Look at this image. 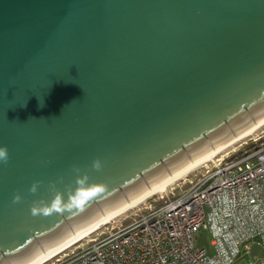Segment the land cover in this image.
<instances>
[{
    "label": "water",
    "instance_id": "obj_1",
    "mask_svg": "<svg viewBox=\"0 0 264 264\" xmlns=\"http://www.w3.org/2000/svg\"><path fill=\"white\" fill-rule=\"evenodd\" d=\"M262 118L264 0H0V264L35 263Z\"/></svg>",
    "mask_w": 264,
    "mask_h": 264
},
{
    "label": "built area",
    "instance_id": "obj_2",
    "mask_svg": "<svg viewBox=\"0 0 264 264\" xmlns=\"http://www.w3.org/2000/svg\"><path fill=\"white\" fill-rule=\"evenodd\" d=\"M258 141L175 183L159 196L162 205L145 206L128 224L88 237L45 264H232L241 254L258 257L264 249V144ZM202 232L210 236L211 254L195 248L194 235ZM248 264H264V256Z\"/></svg>",
    "mask_w": 264,
    "mask_h": 264
},
{
    "label": "bare ground",
    "instance_id": "obj_3",
    "mask_svg": "<svg viewBox=\"0 0 264 264\" xmlns=\"http://www.w3.org/2000/svg\"><path fill=\"white\" fill-rule=\"evenodd\" d=\"M264 126V118H262L258 123L250 128H247L237 136L229 139L225 143L221 144L220 146L216 147L215 149L211 150L209 153L205 154L204 156L200 157L199 159L193 161L192 163L188 164L187 166L181 168L180 170L176 171L175 173L169 175L168 177L164 178L163 180L157 182L117 210L112 213H109L105 216H102L95 224L91 227L86 229L81 234L75 236L68 242H66L61 247L57 248L56 250L52 251L51 253L47 254L40 260L36 261L33 264H45L55 256L61 254L62 252L66 251L69 248L77 245L81 241L85 240V238L90 237L91 235L95 234L104 226L111 224L114 219L122 216L123 214L127 213L128 211L136 208L137 206L144 203L146 200L153 198L154 196H160L167 192V189L171 187L173 184L185 179L195 170L201 168L208 162H211L214 158L220 156L223 152L227 149L231 148L235 144L245 140L246 138L252 136L258 130H260Z\"/></svg>",
    "mask_w": 264,
    "mask_h": 264
},
{
    "label": "rangeland",
    "instance_id": "obj_4",
    "mask_svg": "<svg viewBox=\"0 0 264 264\" xmlns=\"http://www.w3.org/2000/svg\"><path fill=\"white\" fill-rule=\"evenodd\" d=\"M259 138L258 144L263 143L264 144V126L258 130L256 133H254L252 136L246 138L245 140L235 144L231 148L227 149L225 152H223L221 155H224L226 153H233V152H239L240 150L248 149L250 146H252L253 143L252 140ZM220 155V156H221ZM219 157V156H218ZM188 178L191 177V175L187 176ZM186 179V178H185ZM183 182V180L179 181L178 183ZM173 184L172 186H174ZM171 187L167 189L166 195H168V191ZM179 189L176 190V194L179 193ZM159 196H154L153 198H150L146 200L141 205L137 206L136 208H133L132 210L128 211L127 213L123 214L122 216L116 218L113 220L111 224H108L101 228L99 231H97L95 234L91 235L89 238H95L98 236H101L102 234H105L108 230L111 229V227H117L119 225H125L131 222L133 218L136 216L145 213L144 210L145 206H157L159 204L158 200ZM172 198V197H171ZM86 239V238H85ZM210 242V236L207 234V232L197 233L194 235V245L195 248H204L209 254L212 253V249L209 245ZM264 256V249H262L261 253L258 257L251 258L249 255L241 254L232 264H248L251 260H259Z\"/></svg>",
    "mask_w": 264,
    "mask_h": 264
},
{
    "label": "clouds",
    "instance_id": "obj_5",
    "mask_svg": "<svg viewBox=\"0 0 264 264\" xmlns=\"http://www.w3.org/2000/svg\"><path fill=\"white\" fill-rule=\"evenodd\" d=\"M0 160H3L5 163L8 160V152L6 146H0ZM34 190V189H33ZM82 196L90 195V193H82ZM20 197L18 195L14 196V200H19ZM76 203H82V200H77ZM58 205L54 204L53 207L56 208ZM45 213H47L49 210L47 208L44 209ZM33 212H35V209H33Z\"/></svg>",
    "mask_w": 264,
    "mask_h": 264
},
{
    "label": "trees",
    "instance_id": "obj_6",
    "mask_svg": "<svg viewBox=\"0 0 264 264\" xmlns=\"http://www.w3.org/2000/svg\"><path fill=\"white\" fill-rule=\"evenodd\" d=\"M163 203H164V201L162 200V201L159 202V204H158L157 206H160V205H162Z\"/></svg>",
    "mask_w": 264,
    "mask_h": 264
}]
</instances>
